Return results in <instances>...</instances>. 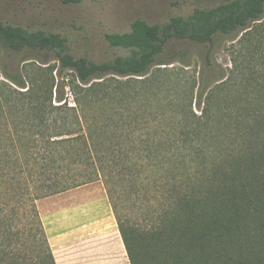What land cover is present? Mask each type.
I'll return each mask as SVG.
<instances>
[{
    "label": "trees",
    "instance_id": "trees-1",
    "mask_svg": "<svg viewBox=\"0 0 264 264\" xmlns=\"http://www.w3.org/2000/svg\"><path fill=\"white\" fill-rule=\"evenodd\" d=\"M263 15L264 0H228L209 8L197 7L187 17L171 16L163 23L150 24L137 18L129 31L105 34L110 45L127 49L129 53L102 61L74 56L60 33L30 30L0 21V44L4 47L14 51H52L59 60L57 67L33 64L37 67L34 75L28 72L30 68L26 74L9 72L15 86L26 88L18 90L11 86L12 92L26 98L13 103L27 108L29 137L38 136L41 141L38 144L34 139L29 148L33 155L35 148L42 151L43 157L30 167L34 174L30 181L37 183L25 184L35 186L34 194L29 197L46 252L39 259L34 258L36 255L30 260L20 254L17 248L20 232H14L11 226L14 219L11 210L17 207L7 210L9 202L0 193V264H39L40 261L57 264L37 200L57 193L63 185L93 167L99 169L101 177L84 183L100 178L103 181L131 264H264V141L260 142L264 129L258 121L252 125L247 122L235 134L244 137L243 142L218 144L212 126L214 91H207L209 84L204 83L207 73L216 66L210 50L200 71L197 101L200 107L204 104L201 114L192 108L189 112L183 109L184 99V104L176 102L181 107L176 113L144 115L147 122L169 115L178 125L141 131L144 138L137 142L131 140L137 128L126 129L120 116L106 113L114 102L133 100L135 93L145 92L147 99L158 97L156 89L166 84L163 81L159 84L155 75L148 74L156 65L175 61L177 52H166L169 42L214 45L219 35L246 29ZM168 55L171 57L165 58ZM41 63H48V59ZM67 70H73L72 80H66ZM224 78L218 87L227 91L229 81ZM66 86L70 87L73 104L66 96ZM228 95L229 91L223 99ZM243 100L242 94H238L235 117L256 118L257 110L243 107ZM223 110L221 122L224 123L230 116L227 109ZM121 117L127 120L126 116ZM127 135L128 149L119 140ZM152 136L160 140L151 142ZM128 151L135 153L130 160L118 156ZM39 168L41 173L36 175ZM119 178L128 181L142 178L162 189L152 196L158 206L151 223H137L126 210L117 185ZM76 199L90 204L96 201L93 194ZM28 235L34 237L32 232Z\"/></svg>",
    "mask_w": 264,
    "mask_h": 264
},
{
    "label": "rangeland",
    "instance_id": "rangeland-1",
    "mask_svg": "<svg viewBox=\"0 0 264 264\" xmlns=\"http://www.w3.org/2000/svg\"><path fill=\"white\" fill-rule=\"evenodd\" d=\"M226 1L228 0H0V21L21 25L30 30L41 29L60 33L66 38L68 51L74 56H85L94 61H102L116 55L129 53L127 49L110 45L105 38L106 33L129 31L132 21L137 18H142L150 24L163 23L168 21L171 16L187 17L197 7L209 8ZM208 50L211 51V58L216 66L215 70H210L207 75L205 74L204 83L209 84L207 91L210 89L214 91L212 126L216 132L218 144L222 145L223 142L227 144L229 141H235L237 144L243 142L244 137H238L235 134L247 122L252 125L258 121L264 129V15L260 20L250 22L246 29L237 30L231 35H219L214 45L177 40L169 42L166 52H177L175 61L156 65L151 68L148 74L149 76L155 75L159 84H162V81L166 84L164 88L156 89L159 98L147 99L145 92H140L139 95L135 93L133 100L128 98L130 101L125 103L114 102V105H110L106 113H113L112 116L115 117L120 116L126 129L137 128L131 139L137 142H140L141 137L144 138L141 131L147 129L159 131L178 125L177 121L169 118L171 113L181 110L176 102L180 101L184 104L185 99L186 107L183 106V109L189 112L192 108L196 114H201L204 104L200 107L197 97L200 91V71L205 65V56ZM31 56L35 58H30ZM170 57L171 55H168L165 58ZM44 59H48V63H41ZM35 63L41 66L51 64L57 67L59 60L52 51H14L0 44V180H3L0 183V193H3L5 200L9 202L6 205L7 210L17 207L11 210V214L14 216L11 226L14 232H20L21 237L17 248L21 255L27 256L28 260L36 255L38 256L34 258L39 259L46 252L44 237L39 229L29 197L30 194H34L35 186L25 184V182L31 185L37 183V181L34 183L30 181L34 176L31 164L39 162V158L43 156L39 147L35 148L34 155L30 153L29 148L35 143L34 139L38 144L41 141L38 136L34 139L29 137L30 121L27 108L13 103L18 99L25 101L26 98L19 93L12 92L11 86L18 90L26 88L15 86L9 79V72L26 74L25 71L30 68L28 72L34 75L37 71V67L33 65ZM73 74V70H67L65 72L66 80H72ZM54 75L59 79L57 71H54ZM223 77H225L224 79L227 77L229 81L227 90L229 95L226 100L223 98L227 91H222L218 87L220 79ZM136 78L141 77L137 76ZM122 79L126 80L127 77ZM238 94H242L244 97L243 107L257 110L256 118L249 117L245 120L244 117H235L237 109L235 99ZM66 96L69 103L73 104V95L69 86H66ZM223 109H227V114L230 116L225 118L224 123L221 122ZM162 111L169 115L159 120L151 119L149 122L143 118L144 115L153 116L158 114L156 112ZM116 112L119 114L117 115ZM121 116H126L127 120ZM128 121H130L129 126H126ZM227 133L231 135L230 138L227 137ZM119 140L127 149L129 148L130 138L128 135L120 137ZM159 140L158 137L150 138L151 142ZM263 141L264 136L260 139V142ZM118 156L127 161L135 156V153L128 151V153L123 152ZM40 171L39 168L35 174L39 175ZM83 174L75 181L63 185L62 190L57 193L70 190L75 185H82L91 178L101 177L97 167H93ZM93 184L106 192L101 178ZM117 185L123 196L126 210L129 211L131 217L140 224L151 223L158 206L152 196L162 189H156L142 178H134L129 181L119 178ZM65 187L70 188L65 190ZM155 190L157 191L155 192ZM90 195L92 194L86 192L76 197ZM84 201L75 199L73 203ZM31 232L34 237L28 235Z\"/></svg>",
    "mask_w": 264,
    "mask_h": 264
},
{
    "label": "crops",
    "instance_id": "crops-1",
    "mask_svg": "<svg viewBox=\"0 0 264 264\" xmlns=\"http://www.w3.org/2000/svg\"><path fill=\"white\" fill-rule=\"evenodd\" d=\"M97 181L37 200L57 264H131L107 192L94 186ZM86 192L94 203H73Z\"/></svg>",
    "mask_w": 264,
    "mask_h": 264
}]
</instances>
